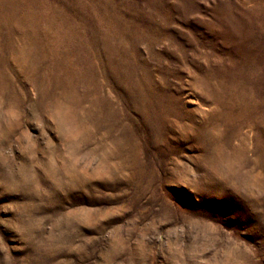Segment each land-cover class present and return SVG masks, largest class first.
Listing matches in <instances>:
<instances>
[{
	"label": "rangeland",
	"instance_id": "obj_1",
	"mask_svg": "<svg viewBox=\"0 0 264 264\" xmlns=\"http://www.w3.org/2000/svg\"><path fill=\"white\" fill-rule=\"evenodd\" d=\"M0 264H264V0H0Z\"/></svg>",
	"mask_w": 264,
	"mask_h": 264
}]
</instances>
